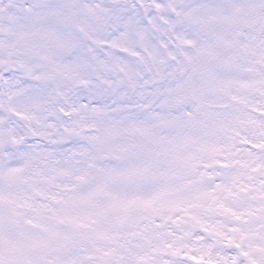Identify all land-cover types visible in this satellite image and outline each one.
Returning a JSON list of instances; mask_svg holds the SVG:
<instances>
[{"label": "snow or ice", "instance_id": "6c2138e0", "mask_svg": "<svg viewBox=\"0 0 264 264\" xmlns=\"http://www.w3.org/2000/svg\"><path fill=\"white\" fill-rule=\"evenodd\" d=\"M0 264H264V0H0Z\"/></svg>", "mask_w": 264, "mask_h": 264}]
</instances>
